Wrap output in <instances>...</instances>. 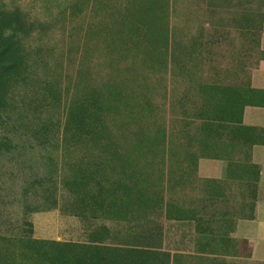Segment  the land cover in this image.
I'll use <instances>...</instances> for the list:
<instances>
[{
  "label": "rangeland",
  "instance_id": "1",
  "mask_svg": "<svg viewBox=\"0 0 264 264\" xmlns=\"http://www.w3.org/2000/svg\"><path fill=\"white\" fill-rule=\"evenodd\" d=\"M263 26L264 0H0V264H264L234 237Z\"/></svg>",
  "mask_w": 264,
  "mask_h": 264
},
{
  "label": "crops",
  "instance_id": "2",
  "mask_svg": "<svg viewBox=\"0 0 264 264\" xmlns=\"http://www.w3.org/2000/svg\"><path fill=\"white\" fill-rule=\"evenodd\" d=\"M261 50L264 52V26ZM250 90L256 98L244 107L242 125L261 134V143L255 144L251 149V163L257 168L258 183L264 188V59L251 73ZM225 162L220 159H200L196 174L202 180H222L227 172ZM234 237L245 241L251 248L252 255L264 261V193L260 194L256 202L253 218L237 222Z\"/></svg>",
  "mask_w": 264,
  "mask_h": 264
}]
</instances>
